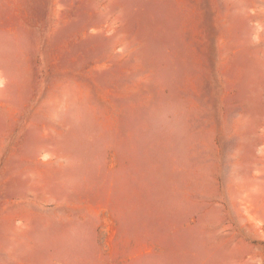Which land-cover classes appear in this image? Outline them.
I'll use <instances>...</instances> for the list:
<instances>
[{"label": "rangeland", "instance_id": "1", "mask_svg": "<svg viewBox=\"0 0 264 264\" xmlns=\"http://www.w3.org/2000/svg\"><path fill=\"white\" fill-rule=\"evenodd\" d=\"M0 264H264V0H0Z\"/></svg>", "mask_w": 264, "mask_h": 264}]
</instances>
